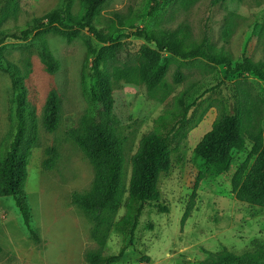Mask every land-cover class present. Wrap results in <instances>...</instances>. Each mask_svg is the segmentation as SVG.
<instances>
[{
  "label": "rangeland",
  "instance_id": "rangeland-1",
  "mask_svg": "<svg viewBox=\"0 0 264 264\" xmlns=\"http://www.w3.org/2000/svg\"><path fill=\"white\" fill-rule=\"evenodd\" d=\"M16 2L15 13L0 15V29L22 27L59 4V0ZM78 8L79 0H73L72 13L76 14ZM115 14L124 24H119ZM129 24L148 30L182 32L187 29L190 39H206L211 46L230 53L234 60H241L245 55L255 61H264V0H108L101 6L100 30L115 29V36H119L126 34ZM82 35L90 37L86 30ZM42 38L59 63L55 73L47 72L39 58V39L32 36L27 41L9 39L0 45V60L19 70L27 109L38 121V142L28 160L24 193L30 227L39 239L35 241L31 237L14 201L0 197V264H89L88 254L116 257L111 264H209L216 253L239 254L264 240V208L250 203L242 186L256 159V155L251 154L252 143L246 139L241 149L232 150L226 170L206 165L194 153L195 146L218 115V102L225 100L233 112L231 83L236 82L248 90L256 103L258 113L251 124L264 125L263 82L251 75L235 74L214 91L202 106L205 110L202 120L173 151L169 171L159 178L160 200L168 207V213H159L147 206L134 239L129 240L114 227L97 230L79 204L90 194L95 178L93 166L70 135L79 127L81 117L89 108L80 81L86 52L83 40L76 38L68 42L54 33H45ZM120 41L125 42L133 54L146 43L136 37ZM113 67L108 68L111 74ZM219 69L222 74L224 69ZM175 70L176 65H170L163 84L154 91H148L137 80L128 83L112 75L113 113L124 153L122 203L127 197L131 157L141 136L155 129L156 119L173 107L174 97L191 80L201 77L197 70L182 67L185 79L175 84ZM51 91L60 101V122L54 132L48 133L41 126V118L45 99ZM12 95L11 78L0 68V157L12 133ZM210 95H204L203 99ZM48 148L57 152L51 168L44 166ZM244 163L246 170L242 181L235 184V174ZM199 175L202 178L193 208L182 223ZM124 214L122 204L114 222ZM148 222L153 226L151 230L147 228Z\"/></svg>",
  "mask_w": 264,
  "mask_h": 264
},
{
  "label": "trees",
  "instance_id": "trees-1",
  "mask_svg": "<svg viewBox=\"0 0 264 264\" xmlns=\"http://www.w3.org/2000/svg\"><path fill=\"white\" fill-rule=\"evenodd\" d=\"M107 1L79 0L78 12L73 14V0H59L56 9L42 17L33 18L22 27L0 29V45L9 39L27 41L31 36L39 39V58L47 72L55 73L59 63L43 44V34H58L68 42L76 38L83 40L86 52L80 81L89 108L81 117L79 127L73 129L70 135L93 166L95 178L90 194L79 204L97 230L114 227L124 238L132 240L147 206L159 213H168V207L160 200L159 178L169 171L173 151L202 120L205 113L203 104L231 75H251L264 83V61H255L245 55L241 60H234L230 53L211 46L206 39H190L187 29L182 32L148 30L129 24L126 34L115 36V29L104 32L99 29L98 18L101 6ZM218 1L222 0H214ZM16 11V0H1V16ZM115 18L119 24H124L119 15L115 14ZM84 30L90 37L82 35ZM130 37L146 42L136 54L127 49L125 42L120 41L121 38ZM3 62L0 60V68L11 78V116L14 121L10 141L0 157V197L14 201L24 226L31 237L38 241V236L30 227L24 193L28 160L38 142V121L27 109L26 91L19 70L13 64ZM172 64L176 65L173 73L175 84L185 79L182 67L189 71L197 70L201 77L191 80L174 97L173 107L156 119L155 129L141 136L138 148L131 157L127 197L122 203L124 153L113 113L112 75L128 83L137 80L148 91H154L163 84L168 67ZM110 66H114L113 74L108 70ZM220 67L224 69L222 74ZM229 89L233 98V112H230L225 100L218 102V115L210 130L195 146V157L210 167L226 170L232 150L241 149L248 139L252 143L251 154L256 155V159L242 183L243 194L250 203L264 208V125L251 124L258 113L251 93L236 82L231 83ZM208 93L211 95L203 99ZM59 122L60 101L57 94L51 91L44 102L41 126L44 131L52 133ZM250 128L253 129L248 130ZM45 154L48 158L44 166L51 168L57 152L54 148H48ZM245 170L246 163L236 172L235 184L242 181ZM201 178L202 175H199L193 185L182 223L190 216ZM122 204L125 214L114 222L113 218ZM152 227L151 222H148L147 228L151 230ZM86 259L89 264H111L116 257L88 254ZM209 264H264V240L239 254L229 251L216 253Z\"/></svg>",
  "mask_w": 264,
  "mask_h": 264
}]
</instances>
